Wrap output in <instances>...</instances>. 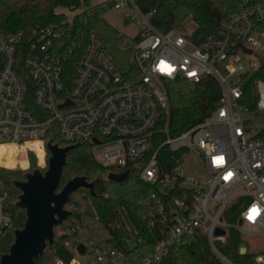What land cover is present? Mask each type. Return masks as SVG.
Wrapping results in <instances>:
<instances>
[{
  "label": "built area",
  "instance_id": "1",
  "mask_svg": "<svg viewBox=\"0 0 264 264\" xmlns=\"http://www.w3.org/2000/svg\"><path fill=\"white\" fill-rule=\"evenodd\" d=\"M136 1L104 0L85 10L92 15L113 7L137 23L138 34L120 35L117 44L132 55L129 76L118 69L94 30L67 75L55 52L59 34L52 27L0 33V144L24 146L42 140L46 149L47 134L56 133L67 145L88 144L108 172L128 171L143 182H157L165 196L152 195L160 237L143 264H161L171 248L201 237L221 262L235 264L222 250L229 230L264 241V135L249 136L242 117L244 110H251L242 102V78L264 59V0H238L220 21L219 34L199 42L175 28L159 30L150 21L152 11L143 13ZM207 76L221 89L216 108L201 122L172 135L167 82L183 78L198 83ZM254 94L252 110H264L262 80L254 83ZM164 149L174 153L175 165L162 171ZM190 152L202 157L204 179L184 174ZM75 194L69 208L65 206L72 221L58 231L69 259L54 254L52 264H131L125 249L136 245L134 234L123 228L113 240L87 189ZM10 197L0 182V238L14 218ZM237 201L238 221H229L226 209ZM217 229L224 234H217ZM258 258H264V248L257 250L252 264H264Z\"/></svg>",
  "mask_w": 264,
  "mask_h": 264
},
{
  "label": "trees",
  "instance_id": "2",
  "mask_svg": "<svg viewBox=\"0 0 264 264\" xmlns=\"http://www.w3.org/2000/svg\"><path fill=\"white\" fill-rule=\"evenodd\" d=\"M237 1L137 0L136 5L143 13L152 11L150 21L162 31L174 28L189 18L191 25L185 35L192 41L199 42L210 35L219 34L220 21L235 8ZM88 2L89 0H0V33L11 34L26 31L35 26L52 27L59 34L54 38L55 52L60 57L64 73L67 75L72 73L74 61L84 50L87 34L94 30L103 40L118 69L124 75L129 76V71L134 69L132 55L130 52L118 48L117 40L120 35L111 24L100 17L96 11L92 15L83 11L75 15L72 21H68L66 18L63 9L75 11L82 4H88ZM1 61L0 57V65ZM257 80L264 82V59L261 60L256 70L246 73L242 78L244 89L242 102L251 110L254 109L256 102L254 83ZM167 90L170 97L168 127L172 135L194 126L210 115L216 108L221 95L219 84L210 76L198 83L176 78L167 82ZM31 108H34L33 105ZM256 135H264V128ZM46 140L61 146L67 145L58 138L56 133H48ZM69 145H73V148L67 152L66 164L57 191L76 176H83L88 182L93 183L94 194L92 195L88 189L87 192L99 221L115 241L118 240L121 229L124 228L132 232L137 243L133 248L125 249L126 257L131 264H143L144 257L149 254L154 243L160 237V219L152 198L153 194L158 198L165 197L158 183L143 182L132 172L128 173L126 180L122 182L110 180L106 175L116 171L108 172V168L99 164L88 144L79 142ZM173 154L168 149L161 151L160 167L162 171L169 170L175 165V155ZM23 158L24 154L21 153L20 159ZM28 158L31 163H35L34 152L29 151ZM21 173L20 170L0 168V182L9 189L11 194L9 208L13 213L16 229L22 228L26 220V215L23 216L25 210L16 204L20 190L14 185V182L25 179V175L22 176ZM240 205L241 201H237L226 209L225 214L229 221H238L236 214L240 210ZM74 214L78 216V214ZM10 228L6 230L7 232L5 231L6 235H9L8 243L6 245L0 243V258L9 251L14 242L13 236L9 234ZM63 237V235H58V229L55 227L54 242L46 245L51 249L50 256H46L44 249L43 254L38 256L35 261L38 264H47L54 254L67 261L69 254L61 244ZM241 238L239 232L234 229L229 230L222 250L235 264H252L254 255L248 251L240 252V248L243 246ZM116 243L118 244V242ZM161 264L225 263L214 255L206 239L201 237L189 245L171 248Z\"/></svg>",
  "mask_w": 264,
  "mask_h": 264
},
{
  "label": "water",
  "instance_id": "3",
  "mask_svg": "<svg viewBox=\"0 0 264 264\" xmlns=\"http://www.w3.org/2000/svg\"><path fill=\"white\" fill-rule=\"evenodd\" d=\"M242 49L251 53L245 47ZM71 148L73 145L59 146L47 142L46 149L50 154L47 170L44 173L40 170L26 173L24 180L14 182L20 190L16 204L25 210L26 220L22 228L14 230V242L9 251L1 256L0 264H38L35 259L43 254L47 244L54 242V228L72 214L65 209L71 195L82 187L94 194L93 183L83 176L70 179L57 191L66 164V155ZM127 176L128 171H125L109 173L107 178L122 182ZM216 233L224 234V231L217 229ZM79 250L84 252L83 245L79 246ZM240 252H246L245 246L240 248Z\"/></svg>",
  "mask_w": 264,
  "mask_h": 264
},
{
  "label": "rangeland",
  "instance_id": "4",
  "mask_svg": "<svg viewBox=\"0 0 264 264\" xmlns=\"http://www.w3.org/2000/svg\"><path fill=\"white\" fill-rule=\"evenodd\" d=\"M100 2V0H89L88 4H82L79 9H76L75 11H70L68 9H63V11L66 14L67 19L73 20V17L79 13L80 11H85L88 7H94L97 5V3ZM123 10L120 9H114L113 7H108L105 9L98 10V15L102 18H104L109 24H111L119 33V35H126L128 37H135L138 33V25L135 21L127 19L123 15ZM191 22L189 18L185 19L182 24L178 26H174L176 30H178L182 34H187L188 30L190 28ZM120 37V36H119ZM119 39V38H118ZM118 44V40H117ZM242 117L245 119L246 127H247V133L249 136L256 135L258 132H260L264 128V110H244L242 113ZM30 149L26 150V155L28 158V153ZM33 152V151H32ZM49 152H47V163H48V157H49ZM36 156V155H35ZM21 153H19L16 158L20 159ZM36 161L35 163H31L30 159L28 160L31 163V167L27 172H24L17 168L16 170L22 171V176H24L26 173H32L35 170H40L41 172H45L47 168L41 169L37 167V157L35 158ZM184 174L188 177H194V178H199V179H204L206 176L205 168L203 165V160L202 157L194 154V153H188L186 158H185V163H184ZM74 194V193H73ZM71 195V197L76 196ZM70 205H67L66 208L68 209ZM18 213V212H17ZM26 215L23 212V216ZM72 221L71 219H67L64 224L58 225L57 229L60 231L61 229L64 228V226ZM11 230L9 231L11 236H13V239L15 238L14 236V230L16 229V224L12 222L10 226ZM98 230H99V235L101 234L102 228L98 225ZM7 232V231H6ZM1 237L0 243H4L5 245L8 243L9 235H6L7 233ZM241 245L245 246L246 251L249 253H252L253 255L259 251L260 249L264 248V241L261 238H250V237H243L241 235ZM51 249L46 247L45 248V253L46 256H50V251ZM48 254V255H47ZM53 257V256H52ZM52 257L51 259L47 262V264H52ZM98 264V263H96Z\"/></svg>",
  "mask_w": 264,
  "mask_h": 264
},
{
  "label": "clouds",
  "instance_id": "5",
  "mask_svg": "<svg viewBox=\"0 0 264 264\" xmlns=\"http://www.w3.org/2000/svg\"><path fill=\"white\" fill-rule=\"evenodd\" d=\"M28 149L34 151L37 157L38 168L44 169L48 167L47 150L45 149L44 141L36 140L31 143H26L24 146L0 144V168L7 170H16L19 168L20 170L27 172L31 167V163L26 155V150ZM19 153L24 154L23 159L16 158Z\"/></svg>",
  "mask_w": 264,
  "mask_h": 264
},
{
  "label": "snow or ice",
  "instance_id": "6",
  "mask_svg": "<svg viewBox=\"0 0 264 264\" xmlns=\"http://www.w3.org/2000/svg\"><path fill=\"white\" fill-rule=\"evenodd\" d=\"M229 175H231V174H229ZM255 212H256V210H253V213L255 214ZM249 219H254V215H251L250 217H249Z\"/></svg>",
  "mask_w": 264,
  "mask_h": 264
},
{
  "label": "crops",
  "instance_id": "7",
  "mask_svg": "<svg viewBox=\"0 0 264 264\" xmlns=\"http://www.w3.org/2000/svg\"><path fill=\"white\" fill-rule=\"evenodd\" d=\"M102 1H104V0H100V2H98L97 4L101 3ZM137 34H138V33H137Z\"/></svg>",
  "mask_w": 264,
  "mask_h": 264
}]
</instances>
